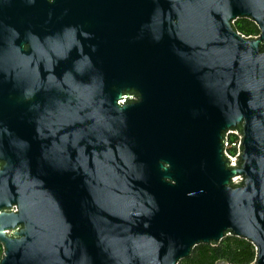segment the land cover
<instances>
[{
    "label": "water",
    "instance_id": "water-1",
    "mask_svg": "<svg viewBox=\"0 0 264 264\" xmlns=\"http://www.w3.org/2000/svg\"><path fill=\"white\" fill-rule=\"evenodd\" d=\"M228 237L264 264V0H0V264Z\"/></svg>",
    "mask_w": 264,
    "mask_h": 264
},
{
    "label": "trees",
    "instance_id": "trees-1",
    "mask_svg": "<svg viewBox=\"0 0 264 264\" xmlns=\"http://www.w3.org/2000/svg\"><path fill=\"white\" fill-rule=\"evenodd\" d=\"M235 27L242 36L254 38L259 36L258 28L247 20H239ZM3 257V250L0 245V261ZM257 251L254 245L246 240L235 237H228L220 245L213 247L201 245L194 249L191 257L181 264H254Z\"/></svg>",
    "mask_w": 264,
    "mask_h": 264
},
{
    "label": "built area",
    "instance_id": "built-area-1",
    "mask_svg": "<svg viewBox=\"0 0 264 264\" xmlns=\"http://www.w3.org/2000/svg\"><path fill=\"white\" fill-rule=\"evenodd\" d=\"M241 137L236 133L230 134L227 138L226 156L231 159L232 166L236 167L238 158L240 157ZM239 178L234 179L238 182Z\"/></svg>",
    "mask_w": 264,
    "mask_h": 264
}]
</instances>
